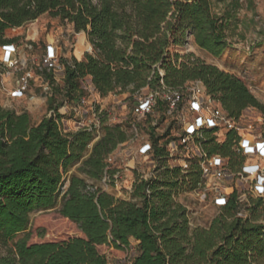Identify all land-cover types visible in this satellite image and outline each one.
<instances>
[{"label": "trees", "instance_id": "trees-1", "mask_svg": "<svg viewBox=\"0 0 264 264\" xmlns=\"http://www.w3.org/2000/svg\"><path fill=\"white\" fill-rule=\"evenodd\" d=\"M44 13L84 32L93 51L79 60L60 58L61 84L43 72L51 84L47 108L56 117L34 122L26 110L0 106V264H108L97 246L129 249L131 239L130 264H264V196L241 200L234 193L207 226L191 227L188 210L176 196L196 188V162L184 171L170 168L164 149L155 145L153 175L135 176L130 197H115L68 172L79 163V171L98 181L107 154L128 137L124 127L102 119L101 135L94 140L92 131H64L56 120L64 102L85 94L81 80L101 96L132 95L146 85L157 86L159 79L173 88L200 81L230 115L251 106L264 117V104L238 76L169 48L192 36L201 49L219 56L230 45L228 18L213 13L212 0H0V46L17 40L7 35L9 30ZM80 43L87 44L81 34L74 45ZM235 139L228 131L221 142L211 139L205 147L227 157L233 168ZM56 206L83 236L29 242L31 212ZM241 208L244 217L237 214Z\"/></svg>", "mask_w": 264, "mask_h": 264}, {"label": "built area", "instance_id": "built-area-1", "mask_svg": "<svg viewBox=\"0 0 264 264\" xmlns=\"http://www.w3.org/2000/svg\"><path fill=\"white\" fill-rule=\"evenodd\" d=\"M0 49V66L21 68L14 86L7 88L0 81V89L11 98L23 97L34 76L27 66L28 60L19 58L16 42L2 44ZM60 58L57 47L51 42L47 43L38 64L39 71L36 72L47 96L51 94V84L42 74L51 72L54 77V72H63ZM159 73L162 75V71ZM193 84L173 88L159 79L157 86L141 87L130 95L131 98L124 94L112 98V109L117 107L122 111L117 123L124 127L128 137L118 143L105 158L104 170L99 179L102 190L107 191L103 188L108 186H118L124 178V170L132 167L127 163L134 161L137 156L143 158L144 164L142 168L134 167L135 176L143 179L151 177L157 166L154 157L156 145L164 149L166 163L170 168L178 166L184 171L191 162L197 163L200 179L193 190L198 191L202 201L207 200L221 207L226 205L234 193L241 200H246L248 195L264 196V138L260 131V118L254 115V107H245L238 116H232L215 98L204 92V87H199L202 82L194 81ZM80 87L85 94L77 102L79 110L74 130L92 131L96 140L101 135V120L105 119L106 122L110 112L97 101L88 102L87 95L95 91L90 82L81 80ZM61 107L57 109L59 114ZM48 115L56 117L53 110ZM89 115L91 118L88 120ZM62 117L56 120L64 131H69L63 128ZM228 131L237 135L232 150L238 159L233 168L227 157L211 153L205 147L211 139L221 142ZM92 142L87 145L88 149ZM134 180L135 177L130 182V190ZM237 214L244 217L246 210L241 208ZM130 249L134 254V248ZM133 254L129 256V264Z\"/></svg>", "mask_w": 264, "mask_h": 264}, {"label": "rangeland", "instance_id": "rangeland-1", "mask_svg": "<svg viewBox=\"0 0 264 264\" xmlns=\"http://www.w3.org/2000/svg\"><path fill=\"white\" fill-rule=\"evenodd\" d=\"M212 11L217 15L228 18V25L225 29L226 39L229 47L219 56H214L204 49L197 46L192 36H187L182 45L170 46L171 52H177L179 55L192 54L206 63L213 64L219 69L230 72L238 76L247 86L249 91L264 104V0H212ZM81 34L87 42L84 32H75L72 25L61 21L58 17H52L47 13L41 14L35 20L24 24L21 27L9 30L7 35L17 37L15 41L19 48V58L28 60V67L34 74L30 86L23 97L19 99L11 98L6 91L0 89V106L14 109L16 112L26 110L29 112L32 121L38 122L41 118L49 114L46 98L41 78L37 76L38 64L45 53L47 43L51 42L57 47L58 56L68 60L83 57L85 52H92V46L87 44L74 45L78 35ZM33 42V43H32ZM32 43V44H31ZM2 51L0 49V59ZM21 72L20 66L17 68L0 66V81L7 87H12ZM54 79L59 84L62 83V70L54 72ZM11 77V79H8ZM194 81H188L184 86H193ZM199 87L203 88L204 85ZM204 92L205 88H204ZM130 96L131 93H124ZM118 95H98L96 91L87 95L88 102L97 101L102 108L108 109L110 116L105 124H115L119 121L122 113L121 109L111 107V100ZM50 99V98H49ZM77 102H64L60 108L62 114V126L67 130L75 129V120L78 117ZM78 109V110H77ZM77 110V111H76ZM126 111V110H125ZM254 115L260 118V131L264 138V117L262 113L254 107ZM89 115L87 119L89 120ZM100 128V132H101ZM87 152V151H86ZM122 159L124 157H121ZM132 167L124 170L123 179L118 186H108L107 192L115 197L129 198V185L135 177L134 167L142 168L143 158L137 156L134 161H130ZM79 163L73 165L69 172L83 176L89 183L99 187V180L88 178L77 167ZM146 170V168H144ZM176 200L182 203L188 210V219L191 227L207 226L210 221L218 214L219 207L214 206L210 201L200 200L198 191L187 190L179 193ZM57 208L34 210L30 214L29 242L40 241H62L72 237H82L83 233L77 228L75 223L62 217ZM22 233L15 235L14 239ZM132 248L135 241L131 239ZM98 250L107 256L108 264H129V256L133 254L131 249H116L108 245H98ZM0 252L3 249L0 248Z\"/></svg>", "mask_w": 264, "mask_h": 264}, {"label": "crops", "instance_id": "crops-1", "mask_svg": "<svg viewBox=\"0 0 264 264\" xmlns=\"http://www.w3.org/2000/svg\"><path fill=\"white\" fill-rule=\"evenodd\" d=\"M8 79H11V77H8L7 80H8ZM15 99L17 100V99H19V98H15Z\"/></svg>", "mask_w": 264, "mask_h": 264}, {"label": "bare ground", "instance_id": "bare-ground-1", "mask_svg": "<svg viewBox=\"0 0 264 264\" xmlns=\"http://www.w3.org/2000/svg\"><path fill=\"white\" fill-rule=\"evenodd\" d=\"M1 57H2V54H1Z\"/></svg>", "mask_w": 264, "mask_h": 264}]
</instances>
